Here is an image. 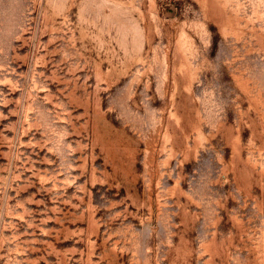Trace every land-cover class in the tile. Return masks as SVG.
Returning a JSON list of instances; mask_svg holds the SVG:
<instances>
[{
    "label": "rangeland",
    "instance_id": "374dc122",
    "mask_svg": "<svg viewBox=\"0 0 264 264\" xmlns=\"http://www.w3.org/2000/svg\"><path fill=\"white\" fill-rule=\"evenodd\" d=\"M0 264H264V0H0Z\"/></svg>",
    "mask_w": 264,
    "mask_h": 264
}]
</instances>
